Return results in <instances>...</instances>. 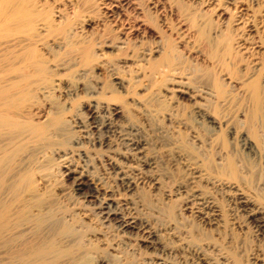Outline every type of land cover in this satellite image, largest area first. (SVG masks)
I'll return each mask as SVG.
<instances>
[{
	"label": "rangeland",
	"instance_id": "obj_1",
	"mask_svg": "<svg viewBox=\"0 0 264 264\" xmlns=\"http://www.w3.org/2000/svg\"><path fill=\"white\" fill-rule=\"evenodd\" d=\"M254 80L264 95V0H0V264L264 258V236L226 187L264 212V105L251 118ZM196 107L253 139V164L226 127L209 132L196 122ZM92 109L112 128L91 126ZM134 138L145 142L143 156L127 151ZM145 157L152 168L139 165ZM118 165L131 168L130 187ZM190 168L219 210L217 226L178 195ZM79 172L147 225L156 249L143 232L102 222L73 185Z\"/></svg>",
	"mask_w": 264,
	"mask_h": 264
},
{
	"label": "bare ground",
	"instance_id": "obj_2",
	"mask_svg": "<svg viewBox=\"0 0 264 264\" xmlns=\"http://www.w3.org/2000/svg\"><path fill=\"white\" fill-rule=\"evenodd\" d=\"M127 2L128 1H126V3ZM116 84H118V82ZM249 86L251 88V90L249 89V91L251 92V94L249 96L252 97V99H253L252 101L255 104V106H254L255 111L253 109V111H252L253 113L251 114L252 115L251 118H253L255 120V118H258V115H257L256 111L257 112L259 111L258 109H256V107L258 105L259 106L264 105V95L261 94V92H260L261 91L260 90V84L256 80L252 81ZM199 91L201 93L206 94V95H209L210 94V92H207V91H204V90H199ZM195 92L194 91H191L190 94L188 93L189 96H190V98H193L195 96H198L197 91H195ZM193 112H194V117H193L194 120L196 122H198L199 124H202L204 127H206V129H208L209 132H217V131L220 132V130L223 129L222 127H226V130L227 131H226V133L225 132L224 133L229 138H231V139H233V140L236 141V144L238 145V146L236 145V147L238 149V152L241 154L240 157L243 159L242 161H244V163H246V165L247 164L250 165L253 162V160L257 156H259V152H258V148H257L256 143L245 132H243V131H237L232 126H229V125L227 126L224 121L213 117L211 114H209L208 112L204 111L200 107L194 108ZM109 113L113 117H115V118L121 117L123 115L122 110L120 108H118V107H112V108H110ZM96 115H97L96 111L94 109H92L90 111V118L92 119V121H91L92 122V125L91 126H93L96 130L97 129L100 130V129H110V128H112L111 121H109V120H101V119H100L101 121H99V120L96 121V118H97ZM251 118H250V121H251ZM36 131L37 130H35V132ZM122 132H124V131H122ZM192 137L194 138V135ZM141 138L140 139L139 138L130 139L129 142H128V144H127L128 145V150L127 151L130 152V154L132 155V158L133 157L136 158V156H141V155L143 156V148L146 145L144 146L145 142ZM235 141H234V144H235ZM127 159H128V157H127ZM226 160H227L226 164H228V166L232 169V171H234L233 170V166H234V158H233V156L231 155V157H229ZM139 165L142 166V167L143 166H147L149 168H152L153 162L151 161V159H148V158L145 157V158L142 159L141 164H139ZM130 170H131V168H128V165H121V166L118 165L117 166V172L119 173L118 175L120 176V179H122V181H124V183H126L128 187H130L132 185V180L130 179L129 174H128V171H130ZM229 171L231 172V170H229ZM190 173H191L190 180L187 183L185 182V184L182 187H180V190H179L178 195L179 194L180 195L182 194L183 200L185 202H190V204L193 205V209L194 210H192V211L196 212L198 214V216L201 218V220L206 225H209V227L210 226H217L218 225L219 210L216 208V206H214V204H212V202L209 200V197L205 195L206 193H204L202 191V189H200L198 187V185L196 184V179L198 180L201 177L200 174H199V172L196 171V170H193L192 171V169H191ZM198 181H197V183H198ZM73 185H74L75 189H77L78 191H80L81 193H83L82 196L84 198H87L89 202L92 201L95 204L94 207L97 210V213L96 214H99L100 215V218H101V221L102 222H107V221L109 222L110 219H114L117 222L118 226L120 227V230H122V232H124V233H130L132 230L133 231H136V233H137V231L138 232L141 231V232H143V234H145L144 236H145V238H147L145 240L151 245L152 249H154V248L156 249V246H155V243H154L155 242L154 241V235H155V233L152 230H150L149 227H147V225H145V224H143V225L142 224L141 225L140 224H137V222L134 220V218L128 217V216H123L119 212V208H118L119 205H118V203L114 202L109 196L108 197H105L103 195V197H101L100 196V193L98 192L97 186L88 178V176H87L86 173L79 172L78 176H75L73 178ZM226 187H227V189H233V190H230L231 192H229L228 194H229V197L231 198L229 200H232L233 199L235 201V202L234 201L233 202L237 204L236 205L237 207H235V209L239 208L238 211H241L242 214H244V217H246V221L248 220V221H250V222L253 223V225L255 227V231L257 232V236H259L258 234H260L261 236L262 235L264 236V212L259 207L255 206L250 201V199L247 198L242 192L238 191V189L236 187L231 186V185L226 186ZM90 198L91 199L93 198V199L91 200ZM191 208H192V206H191ZM35 245H36V243H35ZM43 245H46V244H43ZM49 245H50V243H49ZM28 246L31 247L30 244ZM41 246H39L37 244L36 245V248L37 247H41ZM33 249H35V248H33ZM39 249H36V251H37L36 254L42 252L43 257L45 256V258H46V255H47V253L49 254V251L47 252L45 250V248L44 249H40V250ZM52 251H53V249H52ZM28 252H30V251L27 250V253ZM35 252H33V253L35 254ZM34 254H32V255H34ZM51 255H52V252H51ZM51 255H49V256L51 257ZM21 257H23V256H21ZM27 257L25 258L26 260H27ZM36 258L37 257H35V259ZM28 259H30V258L28 257ZM51 259H52V257H51ZM199 260H201L202 263H204V264H209V262H207L202 257L199 258ZM48 261H49V258H48ZM253 261H254V264H264V258H260V257L259 258H255L254 257V260ZM25 262L28 263V261H25ZM43 262L45 263V260ZM29 263H30V261H29ZM37 263L39 264L38 261H37ZM23 264H25V263H23ZM46 264H47V262H46ZM155 264H167V263H165V262H155Z\"/></svg>",
	"mask_w": 264,
	"mask_h": 264
}]
</instances>
